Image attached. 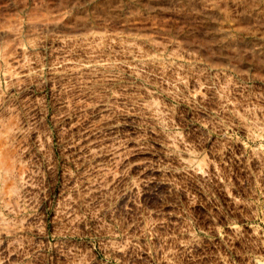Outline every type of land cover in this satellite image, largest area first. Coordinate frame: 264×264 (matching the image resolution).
<instances>
[{
  "label": "rangeland",
  "instance_id": "1",
  "mask_svg": "<svg viewBox=\"0 0 264 264\" xmlns=\"http://www.w3.org/2000/svg\"><path fill=\"white\" fill-rule=\"evenodd\" d=\"M0 264H264V0H0Z\"/></svg>",
  "mask_w": 264,
  "mask_h": 264
},
{
  "label": "bare ground",
  "instance_id": "2",
  "mask_svg": "<svg viewBox=\"0 0 264 264\" xmlns=\"http://www.w3.org/2000/svg\"><path fill=\"white\" fill-rule=\"evenodd\" d=\"M110 78V77H109ZM106 116V115H105ZM110 116V115H109ZM118 147V146H117ZM96 154V153H95ZM102 170V169H101ZM101 174V173H100Z\"/></svg>",
  "mask_w": 264,
  "mask_h": 264
}]
</instances>
